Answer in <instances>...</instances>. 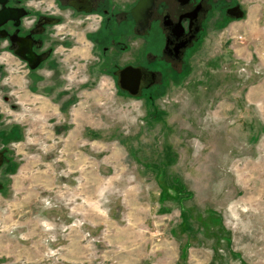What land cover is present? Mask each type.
<instances>
[{
  "label": "rangeland",
  "instance_id": "1",
  "mask_svg": "<svg viewBox=\"0 0 264 264\" xmlns=\"http://www.w3.org/2000/svg\"><path fill=\"white\" fill-rule=\"evenodd\" d=\"M248 6H239L244 18L211 26L184 71L168 76L150 96L123 92L114 77L103 74L83 32L69 35L57 27L58 37L72 45L58 48L55 71L39 72L43 82L35 98L13 97L21 102L17 110L0 100V110L12 124L39 113L35 107L46 108L44 132L32 138L54 144L53 122L63 115L44 98L61 99L59 108L71 110L63 125H91L115 141L116 187L108 203L104 195L94 199L100 227L88 225V211L72 214L68 225L69 208L76 204L68 199L60 221L52 213L59 203L47 202L36 217L25 213L26 206L17 215L10 199L13 177L4 170L0 264H264V11L263 5L251 11ZM59 75L58 89L53 78ZM6 76V87L17 83L19 92L22 77ZM10 148L17 167L27 164ZM62 148L59 141L38 152L54 156L62 174L76 172L69 183L79 185L87 176L92 183L97 154L80 145L73 152L83 154L70 168L66 161L75 155L67 149L62 154ZM177 189V197L167 194ZM119 201L121 221L101 224L106 213L102 220L99 210H115Z\"/></svg>",
  "mask_w": 264,
  "mask_h": 264
},
{
  "label": "flooded vegetation",
  "instance_id": "2",
  "mask_svg": "<svg viewBox=\"0 0 264 264\" xmlns=\"http://www.w3.org/2000/svg\"><path fill=\"white\" fill-rule=\"evenodd\" d=\"M238 6L240 0H0V100L17 110L21 102L14 99L33 96L43 82L39 72L55 71L58 48L72 45L58 37L59 26L69 35L83 32L106 76L117 81L120 70L140 68L142 95L150 96L184 71L211 26L237 20ZM11 73L22 77L19 92L3 83ZM60 78H53L55 88ZM20 134L0 110L1 175L15 170L10 147Z\"/></svg>",
  "mask_w": 264,
  "mask_h": 264
},
{
  "label": "crops",
  "instance_id": "3",
  "mask_svg": "<svg viewBox=\"0 0 264 264\" xmlns=\"http://www.w3.org/2000/svg\"><path fill=\"white\" fill-rule=\"evenodd\" d=\"M240 1L243 5H249L248 8L250 11L253 7H255V5H263L261 9L264 11V0ZM14 85L19 86L17 83H14ZM91 85L92 83H89L86 88L91 87ZM35 95L36 94L30 96L29 98H35ZM48 96L49 95H47L46 98H43L47 99L50 104L53 105V107L57 106V111L63 115L61 119L57 118L53 122V124L56 125L53 129V133L57 134V139H55L56 142H53L54 144H50L48 142H45L44 140L32 138L35 132H44V129H42L44 124L43 119L44 116L48 114L46 108L44 109L42 107H35L34 110L38 109L39 113H35L33 111V114L30 112L26 115L20 116L21 122H18L16 124H18L21 134L19 138L14 142L13 147L16 148L15 155L17 159H25L27 161V164L24 162L22 163V165L17 167L16 159L11 154L15 165V170L10 172L9 174L7 173L8 175H10V177H13V180L15 178V181L12 180L10 186L12 191V194L10 196L11 205H13L14 208L16 206L17 215H20L21 208L26 206L27 210L25 211V213H31L32 217H36V214L40 211V209L42 211L46 210L47 202H49L50 205L53 203H59V208H57L58 206H56V211H53L55 209H52V213L56 214V216L58 217V221H60L62 219V217L60 216L64 214V212L60 209L62 208L61 205L65 202L66 199H68L70 202L74 201V203H76L75 206L69 208L70 215L67 216L68 225H71L74 222V219L72 220L71 218L72 214H75V216L77 217L80 216V213L83 214L84 211H88V218L85 217L88 225L92 228L100 227V223L96 221V218L94 219V217L97 215V208H100V206H97L99 202H95L94 199L98 197V200L104 195L106 196L104 197L106 200L105 202L108 203L109 192L113 193V191L115 190L116 185L113 181V171L115 168H119L117 153H115L117 147L112 144L115 141L113 139H108V137H106L102 131L95 130L91 125H88L81 130L80 128H77L76 125H63L61 122H65V120L67 121L71 118L70 107L66 108V106L64 105L59 108V102L61 99L57 100L51 95L50 97ZM54 115H56V111L54 112ZM57 141H62L64 147L61 150L62 154L69 153L71 155H75V158L73 157L72 159L66 161L70 168L71 164H75L78 157L80 158V156L83 154L82 151L73 152L74 150L79 148L80 145L86 147L90 152L97 154L96 171L93 173L97 174V176L94 178V181L92 183H90V180H87L88 177L90 178V176L85 177L84 182H81L79 185H77L76 182L69 183L67 179H75L74 177H76V172L73 173V171H71L72 173H70V175H64V173L62 174L60 170L61 165H57L58 161L54 156L47 155L45 153L39 155L38 150L44 151L46 150V148L50 150L55 146V143H58ZM119 143L124 146L125 142ZM65 149L68 150L66 151L68 153L65 152ZM108 152L110 153V155L108 154ZM114 163L118 164L115 165ZM40 165L42 167H40ZM88 174L90 175V172H88ZM1 185L2 186L0 187V191L4 189L2 183ZM67 186L69 188L65 189ZM1 192H4V190ZM119 203L120 204L118 208L115 210L109 207L105 208V211L99 210V217H101L102 220H105L104 216L106 213V221L101 222V224L106 223L107 226L108 221H121L123 217V201H119ZM94 212L95 216L93 215Z\"/></svg>",
  "mask_w": 264,
  "mask_h": 264
},
{
  "label": "water",
  "instance_id": "4",
  "mask_svg": "<svg viewBox=\"0 0 264 264\" xmlns=\"http://www.w3.org/2000/svg\"><path fill=\"white\" fill-rule=\"evenodd\" d=\"M232 11V15L237 20L244 18V12L239 6ZM117 77V85L123 92H126L131 97L142 96V70L140 68L126 67L120 70Z\"/></svg>",
  "mask_w": 264,
  "mask_h": 264
},
{
  "label": "trees",
  "instance_id": "5",
  "mask_svg": "<svg viewBox=\"0 0 264 264\" xmlns=\"http://www.w3.org/2000/svg\"><path fill=\"white\" fill-rule=\"evenodd\" d=\"M75 100H76V99H74V101H75ZM166 191H167V194L173 193L172 195H175L176 197H177L178 194H179V192H178L179 190H178V189H177V191H176V190H175V191H174V190H172V191H171V190H166ZM169 192H170V193H169Z\"/></svg>",
  "mask_w": 264,
  "mask_h": 264
}]
</instances>
